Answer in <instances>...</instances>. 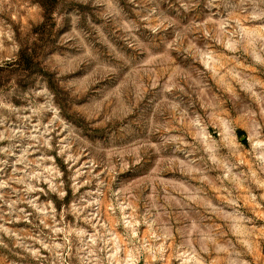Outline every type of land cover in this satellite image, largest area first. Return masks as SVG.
I'll use <instances>...</instances> for the list:
<instances>
[{"label":"rangeland","instance_id":"obj_1","mask_svg":"<svg viewBox=\"0 0 264 264\" xmlns=\"http://www.w3.org/2000/svg\"><path fill=\"white\" fill-rule=\"evenodd\" d=\"M0 264H264V0H0Z\"/></svg>","mask_w":264,"mask_h":264}]
</instances>
